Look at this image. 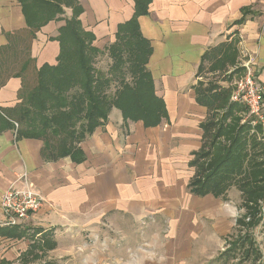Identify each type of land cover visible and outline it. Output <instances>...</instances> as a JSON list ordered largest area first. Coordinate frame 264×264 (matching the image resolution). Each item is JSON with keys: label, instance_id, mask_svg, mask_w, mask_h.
Masks as SVG:
<instances>
[{"label": "crops", "instance_id": "1", "mask_svg": "<svg viewBox=\"0 0 264 264\" xmlns=\"http://www.w3.org/2000/svg\"><path fill=\"white\" fill-rule=\"evenodd\" d=\"M75 1L81 26L99 49L113 42L118 24L134 14V0ZM59 5L63 13L36 26L27 20L42 18L40 0H0V109L20 102L25 77L57 62V38L74 0ZM25 7L29 14L37 7V15L28 18ZM137 22L152 48L146 67L164 102L160 121L124 120L121 110L111 107L107 120L79 142L75 158L47 160L43 141L17 136L11 120L14 126L0 131V201L2 192L26 173L44 203L16 224L19 228L83 230L111 224L122 231L125 244L141 241L140 248L127 246L122 263L204 264L215 258L213 250L230 230L233 210L221 197L194 194L188 186L194 154L205 141L201 124L212 113L197 101V84L203 82L199 72L204 61L209 70H222L220 48L226 52L230 43V50L251 54L264 87V0H152ZM22 41L24 58L22 52L16 56ZM16 242L0 233V262H12L25 250Z\"/></svg>", "mask_w": 264, "mask_h": 264}, {"label": "trees", "instance_id": "2", "mask_svg": "<svg viewBox=\"0 0 264 264\" xmlns=\"http://www.w3.org/2000/svg\"><path fill=\"white\" fill-rule=\"evenodd\" d=\"M60 1L68 3V0H40V9H44L42 18L27 22L40 26L56 18L63 13ZM151 1L134 0L133 16L118 24L114 41L104 47L112 57V69L122 76L130 75V81L122 78L121 85L109 94L106 88L111 77L94 67L95 57L103 50L93 45V34L82 28L78 19L81 9L74 0L72 15L60 28L57 38L60 42L57 62L43 64L36 71L37 82L26 98L20 96V102L14 107L0 109V131L6 125H13L11 120H14L18 124L16 135L41 139L42 155L50 160L66 155L75 158L80 152L79 142L107 120L112 106L121 110L125 120H142L144 124L160 121L165 114L164 102L155 94L146 67L152 48L137 22V17L147 12ZM30 9L31 14L25 7L28 18L38 12L37 7ZM244 18L245 15L238 23ZM227 45L226 52L220 48L223 53L220 63L223 64L233 58L235 51L230 50V43ZM231 74L228 73L229 78ZM229 92V87L216 83L200 81L197 84V101L212 113L201 124L205 141L194 154L191 163L195 173L188 186L194 194L211 193L222 199L229 188L235 186L241 196L246 197L244 207L252 216V227H256L260 223L264 225V219L261 221L264 212L263 126L260 123L252 125L250 119L243 121L241 114L245 107L231 101ZM236 222L245 224L244 215ZM0 233L20 239L28 235V230L13 225L9 229L0 227ZM246 243H253L248 232L231 247L241 248ZM0 264L13 263L2 260Z\"/></svg>", "mask_w": 264, "mask_h": 264}, {"label": "rangeland", "instance_id": "3", "mask_svg": "<svg viewBox=\"0 0 264 264\" xmlns=\"http://www.w3.org/2000/svg\"><path fill=\"white\" fill-rule=\"evenodd\" d=\"M20 48L21 51H17L16 56L20 57L18 53L22 52L21 57L24 58L25 47L23 41L20 44ZM102 50L94 59V67L97 71L104 72L111 77V82L107 86L106 92L112 94L121 85L122 78H124V81H130V75L122 76L119 71L112 69V57L105 48ZM233 54V58L235 57L234 61L230 56V61L228 60L223 64L222 70H209V62L204 61L203 68L199 72V80L216 82L219 85L227 86L230 88L229 93L231 95L236 87V82L247 72V69L242 66L243 62L253 66L254 61L251 54L243 49L242 51L235 50ZM253 70L254 75L258 78L257 69L253 68ZM228 73H232L230 78ZM31 78L32 80H30ZM31 78L26 79L25 77L23 80L20 88V96L23 98H26L27 93L35 86L37 73ZM209 158L211 156H207V159ZM227 194L228 191L224 203L229 209L231 207L233 210L230 219L231 228L220 239L216 250H213L214 252L216 251L215 258L212 260L207 259V263L204 261V264H264V225L260 223L256 227H252V216L249 215L248 208H245V203H243L246 197L243 195L242 197L235 186L231 187L228 196ZM36 212H32L29 215ZM242 215H244L245 224L236 222V219ZM262 216L261 221L264 219L263 211ZM40 228L44 229L43 227ZM40 228L30 227L25 238L16 239L19 242H16L15 245H20L25 250L21 253L19 252L20 254L13 259V264H121L122 261H127L124 258L127 246V249L140 248L139 244L141 243L137 239V241H130L125 244L122 231L111 224L94 227L90 225L88 229L83 230H64L61 228L40 230ZM132 229L134 230L135 228ZM247 232L253 237V243H246L241 248L238 246L231 247L234 241ZM143 245L148 246L145 243ZM15 252L17 253L18 250L16 249Z\"/></svg>", "mask_w": 264, "mask_h": 264}, {"label": "built area", "instance_id": "4", "mask_svg": "<svg viewBox=\"0 0 264 264\" xmlns=\"http://www.w3.org/2000/svg\"><path fill=\"white\" fill-rule=\"evenodd\" d=\"M247 72L236 82V87L230 95L231 101L240 103L245 107L242 113L243 121L250 119L251 124L264 125V87L254 75L253 66L242 64ZM17 127V122H14ZM18 184H10L1 195L2 225H16L30 213L38 211L44 203L43 195L30 186L27 174L18 176Z\"/></svg>", "mask_w": 264, "mask_h": 264}]
</instances>
